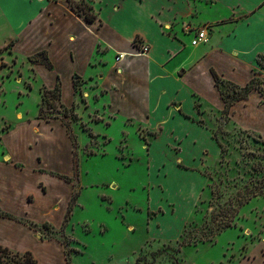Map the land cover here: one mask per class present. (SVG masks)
Instances as JSON below:
<instances>
[{"label":"crops","instance_id":"1","mask_svg":"<svg viewBox=\"0 0 264 264\" xmlns=\"http://www.w3.org/2000/svg\"><path fill=\"white\" fill-rule=\"evenodd\" d=\"M71 1L87 3L95 21H85L72 10L68 0H0V23L17 31L9 42L10 54L22 51L28 61L41 53L44 62H31L32 72L42 76L39 91L58 85L59 102L65 108L74 110L76 104L92 97L102 101L111 120L121 119L127 125L137 122L149 128L151 140L164 143L170 151L169 165L173 171L192 181L185 187L190 186L188 192H194L193 209L208 183L202 171L210 154L201 137L213 140L218 151L216 158L220 154L212 131L218 125L224 103L217 93L212 70L218 79L237 88L250 84L254 75L264 79V69L257 63L259 56L264 58V0ZM185 24L210 26L208 41L192 47L191 35L183 30ZM140 45L148 47L147 54H140ZM118 56L122 57L117 60ZM246 57L252 60L250 67L243 69L242 60ZM179 91L186 92L185 104ZM261 95L251 91L246 100L235 101L223 129L252 131L264 140ZM252 120L257 121L248 123ZM21 125L31 133L60 128L73 167L72 142L60 121L38 123L34 120ZM22 129L2 133L0 143L6 144ZM35 139L36 136L19 144L26 155L25 162L17 159L21 158L17 143V149L12 152L14 159L6 155V164H11L5 166L16 172L21 182L0 175V210L26 216L36 223H49L53 216L49 211L58 205L67 212L69 204L67 195L54 196L55 186H67L66 192L70 186L53 176L55 172L51 169H44L41 158L30 148ZM160 164L166 165L160 161L154 166L155 174L151 178L156 180L155 188L150 187L152 194L149 195L156 197L170 219L184 223L192 210L178 216ZM180 197L183 198L182 193ZM18 200L24 208L17 206L18 210L14 211ZM36 205L41 207L38 216L33 217L28 211ZM151 206L153 209L152 203ZM151 223L157 229L152 240L164 241V232L170 229V224L165 225L164 219L156 218ZM0 226H7L18 235L15 239L0 238V245L25 252L31 250L27 244H32L42 251L40 255L47 256L45 264H67L62 246L39 240L23 223L0 217ZM179 232L180 229L178 236ZM32 252L41 264L37 252Z\"/></svg>","mask_w":264,"mask_h":264},{"label":"rangeland","instance_id":"2","mask_svg":"<svg viewBox=\"0 0 264 264\" xmlns=\"http://www.w3.org/2000/svg\"><path fill=\"white\" fill-rule=\"evenodd\" d=\"M16 33L0 23V139L4 132L22 129V122L54 123L62 117L57 96L41 98L42 88L39 91L38 86L42 76L32 72V63L25 53L10 54L9 42ZM251 60L248 57L242 60L243 69L250 67ZM257 63L262 70L264 58L259 56ZM261 79L254 75L246 90L252 88L264 100V79ZM216 87L226 103H234L246 92L220 78ZM178 95L185 104L186 92L179 91ZM75 107L77 118L70 123L76 142L72 144L77 159L75 177L69 147L66 148L60 128L38 133L22 129L6 144L0 143V162L4 165L0 175L21 182L20 176L5 166L11 164H6V155L14 159L12 152L17 143L21 156L17 159L25 162L26 155L19 144L36 136L31 150L41 158L44 169L58 173L52 175L70 186L66 192L67 186L56 185L54 192L55 197L67 195L70 204L63 229L66 210L58 205L49 211L53 215L49 223H36L26 216L1 210L0 217L21 222L39 240L62 246L67 264H264V140L257 133L236 128L224 130L222 125L228 123L230 114L224 107L212 131L221 146L218 158L215 142L201 137L210 154L202 171L208 183L192 209L194 192H188L190 186L185 187L192 181L173 171L169 165L170 151L164 143L151 140L149 128L137 122L127 125L121 119L111 120L102 101L92 97ZM40 114L43 119L39 120ZM160 161L166 164L160 167L165 171L178 216L192 210L184 223L170 219L156 197L149 195L150 187L155 188L153 169ZM40 188L45 191L43 184ZM19 201H15L14 211L17 206L24 208ZM36 206L37 209L27 210L29 215L38 216L41 205ZM155 218L164 219L165 225L171 226L164 232V241L152 240L157 234L151 223ZM17 236L16 231L0 226V238ZM22 236L24 240L25 235ZM27 246L31 249L28 251L37 252L41 264L48 261L46 255H40L41 250L32 244Z\"/></svg>","mask_w":264,"mask_h":264},{"label":"trees","instance_id":"3","mask_svg":"<svg viewBox=\"0 0 264 264\" xmlns=\"http://www.w3.org/2000/svg\"><path fill=\"white\" fill-rule=\"evenodd\" d=\"M70 7L72 8V10L77 13L79 16H82L83 19L87 22H94L95 21V16L92 13V8L85 2H80V3H76L73 2L71 0H68ZM11 44V43H10ZM41 56L42 54L39 53L37 56H34L32 58H29V61L34 63V62H38L39 60L41 62H44V58L42 57L41 59H38V57ZM46 65L48 67H50L49 63H46ZM264 69V67H262ZM212 75L215 81V85L217 86V81H218V76L216 75V73L212 70ZM253 81V80H252ZM76 82V81H75ZM74 82V84H75ZM249 85V84H248ZM248 85H246L244 87V89L246 90V88L248 87ZM243 89V88H242ZM253 89H248L246 90V92L239 96L238 98L235 99V101H242V100H246L248 95L250 94V92ZM60 90H59V86L56 85L54 87V89L48 90V89H42L41 93V98L43 100H46V98L50 95H54L57 96L58 101H60ZM221 99L224 103V107L226 108V110H229L230 107L232 106L233 103H226V100L223 98V96L221 95ZM59 107L62 109V117L59 119L61 125L65 128L66 133L69 135L72 144L75 145V139L72 136L71 133V127H70V123L71 121H75L77 116L74 113L73 109H67L65 108L63 105L59 104ZM38 119H43V117L41 116V114L38 116ZM54 119H58L57 117H54ZM46 122H50V120H46ZM213 138L216 141L218 147L221 150V146L218 143L216 137H215V133H213ZM72 162H73V177H75L76 175V168H77V159H76V154L73 151V158H72ZM69 210H70V204H68V209L66 212V215L64 217L63 223L61 225V228L63 229L64 224L66 223V219L67 216L69 214ZM35 227V225H33ZM0 264H38L37 260L34 258L33 254L30 251H25V252H18V251H13L10 248L6 247V246H2L0 245Z\"/></svg>","mask_w":264,"mask_h":264},{"label":"built area","instance_id":"4","mask_svg":"<svg viewBox=\"0 0 264 264\" xmlns=\"http://www.w3.org/2000/svg\"><path fill=\"white\" fill-rule=\"evenodd\" d=\"M183 30L185 34L191 35L190 45L192 47H197L201 44H204L208 41V34L210 30V26L203 25L200 27H194L191 24H185L183 26ZM138 51L140 54H147L148 53V47L144 45H140L138 48ZM122 56H118L117 60H119Z\"/></svg>","mask_w":264,"mask_h":264}]
</instances>
